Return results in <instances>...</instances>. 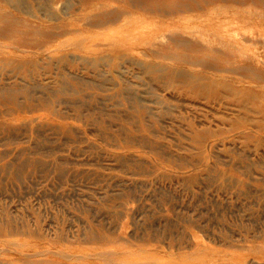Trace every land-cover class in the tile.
<instances>
[{
	"label": "rangeland",
	"instance_id": "1",
	"mask_svg": "<svg viewBox=\"0 0 264 264\" xmlns=\"http://www.w3.org/2000/svg\"><path fill=\"white\" fill-rule=\"evenodd\" d=\"M94 1L0 0V264H264V76L199 42L204 0Z\"/></svg>",
	"mask_w": 264,
	"mask_h": 264
},
{
	"label": "bare ground",
	"instance_id": "2",
	"mask_svg": "<svg viewBox=\"0 0 264 264\" xmlns=\"http://www.w3.org/2000/svg\"><path fill=\"white\" fill-rule=\"evenodd\" d=\"M206 1L203 6L200 4L195 5L197 9V14L202 17V20H205L208 22V25L206 27H203L201 31L199 32V35L201 37L198 38L199 42L204 41V45L208 46L210 49H216V50H222L221 55H231L232 62L235 64H238L237 66L239 68H243L245 70L254 71L257 75L264 76V61L263 63L260 62V59L258 56H256L253 53H248L245 51H242L243 46L245 43H243V40H259L262 43L264 42V34L261 36L254 35L253 33H241L238 36L235 35V33L232 35V33L228 32L227 26L223 27L230 19H226L225 15H223L222 18H219L218 14L221 10L222 13L226 12H234L235 14H238L239 10L243 5L247 3H262V8L257 12L255 15L251 14H239L241 16L240 19L245 21L248 24L251 23H260L264 20V0H204ZM141 3V2H140ZM186 5V4H185ZM90 10H94L96 12V16L94 17L92 21V25L95 27L104 26L105 24H111L118 20V15L115 13L113 14L112 10H108L109 7L105 2L94 1L91 2L88 6ZM1 9V8H0ZM159 9V8H158ZM187 9V8H186ZM225 10V11H224ZM89 12V11H88ZM123 15L131 14L132 10L127 8H122L119 10ZM232 16V14H231ZM233 16L237 17L233 14ZM87 17V16H86ZM216 17V18H215ZM237 17V18H239ZM212 18H215V20L212 21ZM87 20V18H86ZM125 21H123L124 23ZM127 22V21H126ZM120 25H122V19L119 22ZM122 23V24H121ZM91 24V21H90ZM89 24V25H90ZM38 25V30H42V38L44 41H51L52 38L56 35H66L70 32V29L66 26L67 24L62 22L57 23H51L45 26H42L41 24ZM197 27V26H195ZM195 27L193 28L195 30ZM83 28V27H81ZM85 28V27H84ZM198 28H200L198 26ZM186 29V27H185ZM190 30V29H187ZM192 31V29H191ZM245 31V30H244ZM175 32V31H174ZM236 32V31H235ZM197 33V32H196ZM198 34V33H197ZM168 35V34H167ZM170 37V35H169ZM171 38V37H170ZM197 38V37H196ZM84 41V40H83ZM186 41V40H184ZM187 42V41H186ZM185 42V43H186ZM248 42V41H247ZM50 43V42H48ZM199 48V47H198ZM222 48V49H221ZM255 75V74H254ZM11 243V242H9ZM15 242H13L14 244ZM5 242L3 243V246L5 247ZM1 246V250L4 248ZM6 249V248H5ZM14 249V248H13ZM4 250V249H3ZM13 251V250H12ZM169 264H176V263H169ZM231 264H245L244 260L241 261H232Z\"/></svg>",
	"mask_w": 264,
	"mask_h": 264
}]
</instances>
